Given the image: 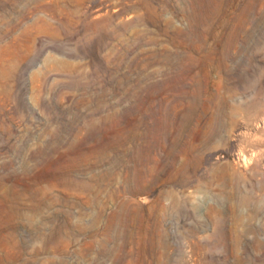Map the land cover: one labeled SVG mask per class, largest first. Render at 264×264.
<instances>
[{
    "label": "rangeland",
    "instance_id": "374dc122",
    "mask_svg": "<svg viewBox=\"0 0 264 264\" xmlns=\"http://www.w3.org/2000/svg\"><path fill=\"white\" fill-rule=\"evenodd\" d=\"M0 264H264V0H0Z\"/></svg>",
    "mask_w": 264,
    "mask_h": 264
},
{
    "label": "bare ground",
    "instance_id": "6f19581e",
    "mask_svg": "<svg viewBox=\"0 0 264 264\" xmlns=\"http://www.w3.org/2000/svg\"><path fill=\"white\" fill-rule=\"evenodd\" d=\"M153 158V157H151ZM138 171V170H137ZM136 173V172H135ZM51 181V180H50ZM55 182V181H54ZM60 182L62 183V181L60 180ZM55 185V184H54ZM122 208L125 210L126 214L124 216V220H125V224H126V228L127 227H130L131 224H132V218L127 214L128 211H129V208H130V203H124L122 205ZM130 214V213H129ZM134 217V216H133ZM136 218V217H135ZM116 219H119V216L116 214V215H113L111 218H110V226L113 225L116 221ZM137 219V218H136ZM143 228V227H142ZM128 229V228H127ZM129 232V231H128ZM127 232V234H128Z\"/></svg>",
    "mask_w": 264,
    "mask_h": 264
}]
</instances>
